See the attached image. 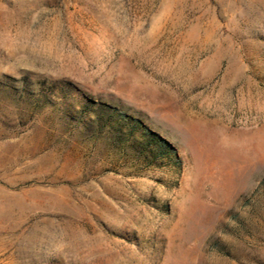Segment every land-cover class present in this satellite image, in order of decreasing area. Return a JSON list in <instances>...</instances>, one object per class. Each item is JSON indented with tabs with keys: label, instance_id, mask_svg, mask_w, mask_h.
<instances>
[{
	"label": "rangeland",
	"instance_id": "374dc122",
	"mask_svg": "<svg viewBox=\"0 0 264 264\" xmlns=\"http://www.w3.org/2000/svg\"><path fill=\"white\" fill-rule=\"evenodd\" d=\"M0 264H264V0H0Z\"/></svg>",
	"mask_w": 264,
	"mask_h": 264
},
{
	"label": "trees",
	"instance_id": "16d2710c",
	"mask_svg": "<svg viewBox=\"0 0 264 264\" xmlns=\"http://www.w3.org/2000/svg\"><path fill=\"white\" fill-rule=\"evenodd\" d=\"M22 84L24 91L30 94L28 87L33 84H30L28 79L22 81ZM37 87L39 96H43L47 104H52L54 101L59 103L63 102L62 100L72 99L75 92L72 87L62 83L48 85L45 82H38ZM17 91L19 93L18 97L22 98L24 91L21 92L19 89ZM79 113L81 117L78 120L79 123L83 124L85 121L90 123L89 125L92 124L96 127L90 126L88 128L91 137H100L99 135H112L114 137L112 149L117 152L120 150L126 154L130 152L134 157H138L139 163L143 165L161 166L165 163H170L176 168L180 167L178 158L173 153L174 150L166 142L163 143L169 149V153L168 151L167 153H155L152 150L153 144L150 132L140 120H133L117 108L102 104H94V107L91 105L83 106ZM170 152L174 155H170ZM165 160L168 162H163Z\"/></svg>",
	"mask_w": 264,
	"mask_h": 264
}]
</instances>
